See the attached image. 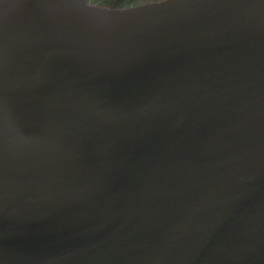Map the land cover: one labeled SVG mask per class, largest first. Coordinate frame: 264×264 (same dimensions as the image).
Listing matches in <instances>:
<instances>
[{
	"label": "water",
	"instance_id": "1",
	"mask_svg": "<svg viewBox=\"0 0 264 264\" xmlns=\"http://www.w3.org/2000/svg\"><path fill=\"white\" fill-rule=\"evenodd\" d=\"M0 264H264V0H0Z\"/></svg>",
	"mask_w": 264,
	"mask_h": 264
},
{
	"label": "rangeland",
	"instance_id": "2",
	"mask_svg": "<svg viewBox=\"0 0 264 264\" xmlns=\"http://www.w3.org/2000/svg\"><path fill=\"white\" fill-rule=\"evenodd\" d=\"M113 1H115V0H104L105 3H110V4H111Z\"/></svg>",
	"mask_w": 264,
	"mask_h": 264
}]
</instances>
